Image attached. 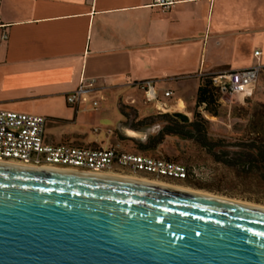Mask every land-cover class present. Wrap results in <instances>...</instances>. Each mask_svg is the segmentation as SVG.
<instances>
[{
	"label": "crops",
	"instance_id": "crops-1",
	"mask_svg": "<svg viewBox=\"0 0 264 264\" xmlns=\"http://www.w3.org/2000/svg\"><path fill=\"white\" fill-rule=\"evenodd\" d=\"M155 1L0 0V110L45 118L46 144L107 148L88 136L113 140L96 126H118L123 107L190 113L202 76L264 68V0H174L168 11ZM92 79L97 107L69 106L66 96ZM146 81L167 109L143 101ZM177 88L191 93L190 108Z\"/></svg>",
	"mask_w": 264,
	"mask_h": 264
},
{
	"label": "water",
	"instance_id": "water-1",
	"mask_svg": "<svg viewBox=\"0 0 264 264\" xmlns=\"http://www.w3.org/2000/svg\"><path fill=\"white\" fill-rule=\"evenodd\" d=\"M0 264H264V209L0 164Z\"/></svg>",
	"mask_w": 264,
	"mask_h": 264
},
{
	"label": "rangeland",
	"instance_id": "rangeland-1",
	"mask_svg": "<svg viewBox=\"0 0 264 264\" xmlns=\"http://www.w3.org/2000/svg\"><path fill=\"white\" fill-rule=\"evenodd\" d=\"M175 92L185 98L190 108V101L187 98L191 93L179 88ZM223 96L221 94L220 98ZM224 98L226 104L221 105L219 102L217 118L204 117L209 122L210 134L207 138L213 143L209 153L197 143L183 141L175 136H167L160 145L142 151V147L152 146L165 125L164 119H160L165 113H157L148 106L149 112L145 117H139L135 110L123 107L121 110L124 118L118 126L112 122L96 126L102 130H113V134L116 135L113 140L106 138L104 131H100L97 135L90 132L88 138L100 146L105 143L107 147H115L123 153L171 161L183 165L188 170V175L183 181L155 180L144 175L126 173L116 176L154 181L264 209V171L261 172L260 169L262 165L256 163L247 168L242 166L241 161L242 146L249 144L251 139L257 136L253 133L249 134V131L253 127L257 128L259 124H262L264 130V68L250 98L243 103L237 97L226 95ZM179 107L183 109L181 104ZM174 113L186 115L189 122L193 120V111ZM93 127H90V131ZM215 154L221 155L224 161L231 163V166L217 163L213 158ZM114 173L110 174L114 175Z\"/></svg>",
	"mask_w": 264,
	"mask_h": 264
},
{
	"label": "built area",
	"instance_id": "built-area-1",
	"mask_svg": "<svg viewBox=\"0 0 264 264\" xmlns=\"http://www.w3.org/2000/svg\"><path fill=\"white\" fill-rule=\"evenodd\" d=\"M174 0H156L155 5L161 11H168ZM1 40H7L3 34ZM259 56L260 52H255ZM262 68L258 66L232 70L216 75L213 83L223 94L246 101L253 94ZM153 81L139 85L145 103L161 105ZM95 80L82 81L66 96L69 106L85 107L90 104L97 107L98 102L91 100L95 94ZM172 92L163 93V98H171ZM46 119L41 116L0 110V164H10L33 169H50L89 175H144L155 180L183 181L187 170L181 164L163 159L120 152L115 147L89 148L71 144L49 145L44 143ZM97 130L94 129V132ZM110 134V131H107Z\"/></svg>",
	"mask_w": 264,
	"mask_h": 264
},
{
	"label": "trees",
	"instance_id": "trees-1",
	"mask_svg": "<svg viewBox=\"0 0 264 264\" xmlns=\"http://www.w3.org/2000/svg\"><path fill=\"white\" fill-rule=\"evenodd\" d=\"M213 75H205L200 78V85L195 96V107L193 110V120L187 123H182L179 119L173 117L171 114H164L160 119H164L165 125L161 129L157 139L153 141L152 146L142 147V151L150 150L157 145H160L167 136H175L183 141H192L206 149L209 153L212 142L208 135L209 122L204 118L205 116L215 117L219 116V100L220 95L223 94L222 89L214 85ZM257 129V130H256ZM256 134L257 136L251 139L249 144L242 146V166L250 167L253 164L259 163L261 172L264 171V130L262 124L257 128H252L249 134ZM201 137V138H200ZM217 163L227 164L231 163L224 161L221 155H213ZM187 170V169H186ZM188 171V170H187ZM188 175V172H187Z\"/></svg>",
	"mask_w": 264,
	"mask_h": 264
},
{
	"label": "bare ground",
	"instance_id": "bare-ground-1",
	"mask_svg": "<svg viewBox=\"0 0 264 264\" xmlns=\"http://www.w3.org/2000/svg\"><path fill=\"white\" fill-rule=\"evenodd\" d=\"M8 165H10V164H8ZM14 166H16V165H14ZM101 177H108V178L119 179V180H124V181H132V182H136V183H140V184L152 185V186L166 188V189H171V190L180 191V192H184V193H190V194H195V195H200V196L212 197L211 195L209 196V195H205V194H201V193H196V192H192V191L187 190V189L178 188V187H174V186H168V185H165V184L156 183L154 181L153 182H150V181H147L145 179H135V178H129V177H119V176H116V175H103ZM213 198H215V197H213ZM216 199H219V198H216ZM232 203H236V202L234 201ZM236 204H240V202L239 203H236ZM241 205H243V204H241Z\"/></svg>",
	"mask_w": 264,
	"mask_h": 264
}]
</instances>
